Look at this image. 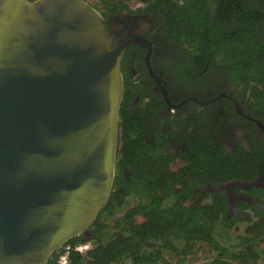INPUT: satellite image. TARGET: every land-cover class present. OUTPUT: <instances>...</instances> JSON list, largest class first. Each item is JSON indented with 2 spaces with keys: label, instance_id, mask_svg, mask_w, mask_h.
<instances>
[{
  "label": "water",
  "instance_id": "1",
  "mask_svg": "<svg viewBox=\"0 0 264 264\" xmlns=\"http://www.w3.org/2000/svg\"><path fill=\"white\" fill-rule=\"evenodd\" d=\"M155 23L105 20L86 0H0V264H48L88 232L114 184L121 62L129 44L150 49Z\"/></svg>",
  "mask_w": 264,
  "mask_h": 264
},
{
  "label": "trees",
  "instance_id": "2",
  "mask_svg": "<svg viewBox=\"0 0 264 264\" xmlns=\"http://www.w3.org/2000/svg\"><path fill=\"white\" fill-rule=\"evenodd\" d=\"M103 17L119 11L151 12L154 29L175 41L197 65V72L221 70L232 85L250 92V102L264 111V0H86ZM129 1L139 5L131 8ZM129 44L125 54L133 53ZM119 137L117 167H134L126 143ZM212 141L197 139V158L178 190L157 188L147 171L149 164L135 166L136 174L123 184L119 200L111 194L92 223V247L85 255L72 252L70 264H180L196 244L213 252L208 264H258L264 259V212L251 206L254 214L225 219L227 202H188L196 194L193 185L200 176L221 181L251 179L263 165V156H224ZM146 160L145 158L143 159ZM195 176V175H193ZM114 183H119L116 177ZM135 203H131L133 196ZM197 201V200H193ZM127 206L122 213L119 207ZM243 206L248 207L245 203ZM240 222H248L245 233L234 244H223V233ZM86 241V239H85ZM79 237L68 241L76 245ZM55 253L48 264H52ZM168 254L170 256H168ZM170 257H175L172 261Z\"/></svg>",
  "mask_w": 264,
  "mask_h": 264
},
{
  "label": "flooded vegetation",
  "instance_id": "3",
  "mask_svg": "<svg viewBox=\"0 0 264 264\" xmlns=\"http://www.w3.org/2000/svg\"><path fill=\"white\" fill-rule=\"evenodd\" d=\"M155 24L147 34L150 49L134 44L133 53L124 54L121 62L124 91L119 137L135 160L133 168L123 163L117 167L116 160L119 183L113 184L111 194L119 200L125 192L123 184L136 174L135 166L142 170L146 163H150L147 171L157 188L168 178L176 179V173L185 176L197 158V139L208 140L224 156L257 153L263 156V165L247 180L225 178L215 182L200 176L198 185H193L197 192L188 202L198 199L201 204L213 203L222 195L227 202L225 219H247L254 214L251 206L264 212V111L250 102V92L242 85H232L221 70L206 72L204 68L197 72V65L183 48L161 35ZM189 174L188 183H192L197 175ZM246 183L251 186H243ZM135 197L127 205L135 203ZM119 209L122 214L127 206ZM95 237L90 226L79 240L91 242Z\"/></svg>",
  "mask_w": 264,
  "mask_h": 264
},
{
  "label": "rangeland",
  "instance_id": "4",
  "mask_svg": "<svg viewBox=\"0 0 264 264\" xmlns=\"http://www.w3.org/2000/svg\"><path fill=\"white\" fill-rule=\"evenodd\" d=\"M129 5L131 8H136L139 4L134 1H129ZM174 175H177L176 179L168 178L164 184L163 187H160V189H163L164 187H171L175 190H178L180 188V183L184 180H186V176L176 173ZM199 203L198 199L197 201H191V203ZM122 212V211H121ZM119 212L118 214H121ZM248 222H240L236 224L233 228L229 230V233H222V243L223 244H234L237 240L238 235H243L245 233V229ZM168 256H170L168 254ZM213 252L210 251L207 245L205 244H196L190 249V253L186 255V260L181 262L180 264H208L209 260L212 259ZM172 261L175 260V257H170ZM121 264H128L127 262L121 263ZM258 264H264V259L260 260Z\"/></svg>",
  "mask_w": 264,
  "mask_h": 264
},
{
  "label": "built area",
  "instance_id": "5",
  "mask_svg": "<svg viewBox=\"0 0 264 264\" xmlns=\"http://www.w3.org/2000/svg\"><path fill=\"white\" fill-rule=\"evenodd\" d=\"M91 247L92 245L90 241L78 242L74 246L66 243L62 246L52 264H70L72 252H78L85 255Z\"/></svg>",
  "mask_w": 264,
  "mask_h": 264
}]
</instances>
